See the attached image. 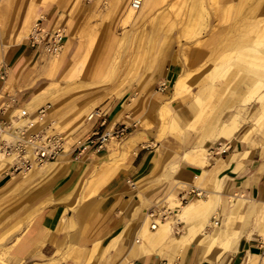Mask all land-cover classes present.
<instances>
[{
    "label": "rangeland",
    "instance_id": "374dc122",
    "mask_svg": "<svg viewBox=\"0 0 264 264\" xmlns=\"http://www.w3.org/2000/svg\"><path fill=\"white\" fill-rule=\"evenodd\" d=\"M261 1V4L256 2L242 16L246 24L251 25L253 22V26H244L242 35L236 40L229 41L224 38L223 43H228L224 46L222 55L211 64L209 61L195 62L194 58L197 56V49L206 40L210 28L218 27L215 22H210L211 25L205 24L208 12L217 14L216 25H227L222 23L225 18L218 22L217 0H162L145 15H139L140 18L135 12L127 22L124 19L128 11L122 12L119 6L113 4V0H0V74L4 70L7 72L6 80L3 82L0 79V87L4 85L0 92L16 93L18 98L19 91L27 87L25 97L29 98L46 87L61 86L63 94L57 103L52 102L51 95L48 97L51 107L44 123L54 120L56 128L72 138L85 135V125L93 122L87 119V113L95 107L108 111L106 115H112L116 110L120 116L118 121L128 125L127 135L119 142H125L130 133L139 129L142 136L140 147L143 149L157 148L156 150L160 151L165 148L173 151L169 171L162 173L158 181H174V175L178 174L183 164L181 159L186 163L196 164L189 159L195 153L188 150L201 142L209 153V163L205 167L199 165L202 171L199 177H196L194 185L203 191L201 197L205 198L207 194L218 189L214 174H206L215 158L222 160L228 158L231 153L237 154L242 156V167L264 161V107L261 106L264 104V65H256L264 62V52L257 51L264 47V0ZM49 5L62 13L61 19L67 21L65 33L71 31L79 39L76 52L81 59L74 75L65 76L67 62L64 64L65 68L52 72L49 70V63L54 57L30 47L31 58L19 76L12 78L11 53L20 45L29 46L28 34L36 19V12L33 10L38 11ZM171 55L177 56L176 62L169 61ZM182 57L195 62L190 72L192 78L189 84H192L188 91L172 98V80L181 69L179 61ZM161 58L163 59L159 68L151 66L153 60ZM169 66L176 68L175 73L168 74ZM250 75L258 80L254 91L237 92L236 83ZM154 92L159 93L160 97ZM227 98L231 102L226 106L224 101ZM46 103L40 104L42 106ZM236 110H253L255 116L240 124L238 136L231 138L225 146L227 150L222 152L219 142L213 141V136L204 130L212 117L226 119ZM245 132H248L251 144L241 141ZM126 142L129 146L124 150L128 151L126 157H129L133 150H137L128 140ZM106 148L107 146L100 151H110ZM245 150H248V153L243 155ZM95 168L96 165L90 168L92 172H88L82 186L78 187L74 194L76 201L81 195H94ZM13 173L19 171L8 168L2 175L6 174V177L10 178ZM183 183H178L177 191H187L194 186L190 183H184L185 186H182ZM41 184L37 183L30 188L19 184L0 193L2 248L13 242L14 235L22 233L30 217L36 215L41 207L48 205L47 201L35 203L38 199L34 197V190ZM43 193L37 197L42 198ZM173 193V200L165 201L170 193L158 199L156 203L158 208H167V216L179 212L183 214L180 198L177 192ZM192 198L196 196L181 204ZM242 198V208L245 205L256 207L254 202L244 200L246 195ZM243 220L240 213L237 214L229 220L227 229L234 231L238 221L237 224L240 223L244 231L248 230V236L256 232L264 238V218L255 213H248ZM171 234H174L173 228ZM54 248L55 250H51L46 256H33L25 262L80 263L78 258H73L71 251L62 252L58 247ZM104 260L106 254H102L98 261L92 258L90 264H99Z\"/></svg>",
    "mask_w": 264,
    "mask_h": 264
},
{
    "label": "crops",
    "instance_id": "0c3cea01",
    "mask_svg": "<svg viewBox=\"0 0 264 264\" xmlns=\"http://www.w3.org/2000/svg\"><path fill=\"white\" fill-rule=\"evenodd\" d=\"M217 1L220 6L229 7L228 14L223 17L225 21L222 22L227 25L221 23L216 25L217 16L215 13L208 12L209 16L208 19L205 17V24L211 25L210 22H215V26L218 27L210 28L206 40L197 49L195 62L209 61L212 64L222 55V50L228 43H223L224 38L229 41L236 40L242 35L244 26L247 28L253 26V22L251 25L246 24L242 16L256 4V0ZM33 12H36V18H40L41 24L46 27L58 25L67 27V21L61 19L62 13L52 5L38 11L35 9ZM78 46L77 36L71 31L66 32L64 50L58 53L57 57L53 56L49 63V70L55 72L63 68L67 62L66 69L68 65L72 67L70 72L65 73L67 70L64 69V74L66 77H72L81 59L76 52ZM30 49L28 45H20L11 53L10 62H13L10 67V76L12 78L19 76L28 63L31 58ZM36 51L41 50L36 49ZM162 59L153 60L151 66L159 68ZM169 61L176 62L177 56L171 55ZM195 62L186 57H182L179 61L181 69L173 76L172 98H177L189 90L190 86L188 90L181 91L177 87V80L191 72ZM174 69L176 68L169 66L168 74L173 73ZM257 81L252 75L243 77L236 83L235 89L239 93L252 92L256 88ZM25 90L27 87L19 91L18 102L32 115H35L36 110L41 106L40 103L50 101L48 97L51 93L60 94L59 99L63 94L62 87L58 85L46 87L29 98L25 97ZM154 94L160 97L159 93L154 92ZM230 102L231 100L227 98L224 105L227 106ZM261 106L264 107V104ZM235 116L238 127L236 126L237 128L229 133L223 132L222 125ZM254 116L253 110L245 112L236 110L226 119L214 116L204 131L212 135L211 139L218 141L219 149L225 152L228 141L238 136L240 124ZM107 118L108 123L103 127H99L94 121L85 125L87 129L85 134L95 128L109 130L121 124L116 110L112 112V115L108 114ZM141 138L139 129L130 133L127 140L137 151L133 150L135 153L129 157H126L128 151L124 150L129 146L127 140L123 143L113 140L106 145L110 151H87L75 157L66 150L52 162L47 171L37 172L26 180L13 179L15 173L10 178L6 177L7 173L2 175L9 166L6 170H1L0 193L13 189L19 184L30 188L37 183H42L34 190L36 194L34 197L38 199L35 203L47 201L48 205L41 207L36 215L29 218L25 229L17 236L14 235L13 242L9 246L2 248L0 245V263L31 264L25 261L37 255L46 256L48 252L55 250L54 247H58L62 252L71 251L73 258H78L79 264H90L92 258L98 261L102 254H106V260L99 264H264V238L260 234L254 232L248 236V230L244 231L240 223L237 224L238 221L234 231L227 229L229 220L239 213L244 220L248 213H255L260 218H264V161L242 167L240 162L242 156L237 154L231 153L228 158H222V160L215 158L206 170V174H214L218 189L207 194L203 198L204 201L196 202L194 198L184 204L179 202L183 214L179 212L166 216L164 219H158V226L156 230H153L150 227L151 217L148 213L156 208L157 200L170 193L171 196H167L165 201L172 199L175 197L174 191L177 192L178 197L185 194L186 190H176L178 183L182 181L194 185L196 177L201 174V167L209 163L207 156L209 153L200 142L192 148L193 150H188L195 153L189 159L196 164L186 163L181 159L180 162L183 164L178 174L174 175V181L170 179L158 181L162 173L169 171L173 151L165 148L160 151H157V148L143 149L140 147ZM249 139L248 132H245L241 141L251 144ZM197 148L205 150L203 152L206 156ZM247 153L248 150H245L243 155ZM197 154H200L199 157ZM95 165L94 195H81L76 201L74 194ZM129 181H132L134 185L138 184L132 187ZM184 183L182 186H185ZM42 193V198L37 197ZM243 195L247 197L244 200L254 202L256 207L245 205L242 208ZM32 199H34L33 196ZM178 215L181 217H177ZM176 217L177 219L174 220ZM168 219H170V231L163 233L158 229L159 225ZM41 264L56 263L49 261ZM70 264H74V261H70Z\"/></svg>",
    "mask_w": 264,
    "mask_h": 264
},
{
    "label": "built area",
    "instance_id": "2783aa9c",
    "mask_svg": "<svg viewBox=\"0 0 264 264\" xmlns=\"http://www.w3.org/2000/svg\"><path fill=\"white\" fill-rule=\"evenodd\" d=\"M143 1L128 0V7L138 10ZM65 37L64 26L58 25L49 28L41 24L40 18H36L27 39L30 47L40 49L49 56H54L62 51ZM6 76L7 72L4 70L0 74V79L4 82ZM3 89L4 85L0 87V91ZM49 109L50 104L46 103L38 107L35 115H32L19 105L16 93L0 92V150L4 155L12 158L9 168H12L13 171H27L36 165L54 161L65 150L75 157H79L87 151L98 152L106 147L111 140H122L128 132V125L121 123L109 130L95 128L84 136L72 138L59 131L54 120L44 123ZM87 119L94 121L99 127L108 123L106 112L100 107L92 109ZM202 195L203 191L192 186L179 198L182 203L190 197H201ZM166 210L167 208L156 207L148 213L153 228L158 224V219H164L167 216Z\"/></svg>",
    "mask_w": 264,
    "mask_h": 264
},
{
    "label": "bare ground",
    "instance_id": "6f19581e",
    "mask_svg": "<svg viewBox=\"0 0 264 264\" xmlns=\"http://www.w3.org/2000/svg\"><path fill=\"white\" fill-rule=\"evenodd\" d=\"M114 1V5L116 6V7H120L121 8V11L123 12V11H128V14H127V17L124 19L125 20V22H127L129 19H131V17L133 16V14H135V12L136 13H138V15H141V16H143V15H145L148 11H150L152 8H154L155 6H158L161 2H162V0H144L143 1V3H142V5H141V7L138 9V10H133V9H131V8H129L128 7V0H113ZM254 1V0H253ZM256 2H257V4H261V0H256ZM201 3V2H200ZM218 3V2H217ZM238 4V3H237ZM216 6V5H215ZM233 7V6H232ZM216 12L218 13V18H219V21L218 22H221L222 20H223V17H224V15L225 14H228V12H229V7H227V6H220V5H218V8L216 9ZM217 15V14H216ZM257 51H261V52H264V47H260L259 49H257ZM58 56V54H56V55H54V57H57ZM183 62V61H182ZM185 62V61H184ZM252 64V63H251ZM256 65L258 66V65H264V62H259V63H256ZM71 67H72V65H68V67H67V71H65V73L66 72H70V70H71ZM207 68V67H206ZM203 69V68H202ZM191 73L190 72H188L186 75H184V76H182V77H180L178 80H177V87H179L180 88V90L181 91H186V90H188V88H189V86H190V84H192V83H190L189 84V81L191 80ZM165 83V82H164ZM244 86V85H243ZM247 89V88H246ZM178 93H179V91H178ZM188 94V93H187ZM59 97H60V94L58 95V94H54V93H52L51 94V100H52V102L55 104V103H57L58 102V100H59ZM258 99V98H257ZM166 114V113H165ZM88 117V116H87ZM242 121V120H241ZM222 125V124H221ZM223 126V132L224 131H226V132H228L229 133V131H232V130H234L235 128H237L238 126H237V118H236V116L235 117H232V118H230L229 120H227L226 121V124H224V125H222ZM237 126V127H236ZM237 130V129H236ZM217 131V130H216ZM8 134V133H7ZM136 134V133H135ZM222 134V133H221ZM68 136V135H67ZM217 136V135H216ZM230 138V137H229ZM227 139V138H226ZM111 141H113V140H111ZM110 141V142H111ZM109 142V143H110ZM249 144V143H248ZM201 149H202V147H200ZM200 149V150H201ZM193 150V149H192ZM197 150H199L198 148H197ZM199 150V151H200ZM202 151V150H201ZM204 152H205V150H203ZM202 151V152H203ZM204 152L202 153L203 155H204ZM133 153H135L134 151H133ZM198 155V157H199V155L200 154H197ZM204 156H206V155H204ZM190 159H191V157H190ZM199 159V158H198ZM207 159V158H206ZM12 161V158L11 157H8V156H6V155H4L3 154V152H0V171L1 170H6L7 168H8V163H10V165H11V162ZM55 161V160H54ZM205 161H207V160H205ZM53 161H50V162H46V163H44V164H42V165H36V166H34V167H32L30 170H27V171H20L19 173H16V174H14L13 175V179H15V180H26V179H29L30 177H32L35 173H37V172H40V171H43V170H46V169H48L53 163H52ZM200 163V162H199ZM9 165V166H10ZM53 168H54V166H53ZM47 171V170H46ZM51 174V173H50ZM49 174V175H50ZM61 174V173H60ZM57 175V174H56ZM1 176V175H0ZM53 177V176H52ZM40 178V177H39ZM36 180V179H35ZM130 183H131V185L133 184L134 185V183H132V181H130ZM31 186V185H30ZM134 187V186H133ZM171 196V195H170ZM169 196V197H170ZM203 198H204V196L203 197H196L195 199V201L196 202H199V201H201V200H203ZM237 198V197H236ZM192 199H194V198H192ZM240 199V198H239ZM204 201V200H203ZM202 201V202H203ZM239 201V200H238ZM202 202H200V203H202ZM178 206V205H177ZM181 207V206H180ZM187 207V206H186ZM185 207V208H186ZM191 207V206H190ZM193 207H195V206H193ZM258 207V206H257ZM189 208V207H188ZM184 210V209H183ZM192 210V209H191ZM184 211H186V210H184ZM187 213V212H186ZM170 219H168V220H164L163 222H161L160 223V225H159V228L158 229H160V231L161 232H163V233H168L169 231H170ZM201 225V224H200ZM157 226H158V224L155 226V228H153L152 226H150L151 227V229H153V230H156V228H157ZM148 230V229H147ZM150 230V229H149ZM205 232H206V230H205ZM207 234V233H206ZM194 235V234H193ZM205 235V234H204ZM146 236V235H145ZM229 237V236H228ZM193 238V237H192ZM230 238V237H229ZM200 243V242H199Z\"/></svg>",
    "mask_w": 264,
    "mask_h": 264
}]
</instances>
